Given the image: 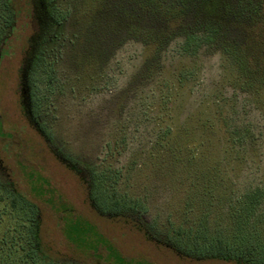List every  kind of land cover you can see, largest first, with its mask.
Listing matches in <instances>:
<instances>
[{
    "label": "rangeland",
    "instance_id": "rangeland-1",
    "mask_svg": "<svg viewBox=\"0 0 264 264\" xmlns=\"http://www.w3.org/2000/svg\"><path fill=\"white\" fill-rule=\"evenodd\" d=\"M159 1L0 0V242L29 236L10 188L38 207L52 257L235 264L180 256L147 231L173 244L264 187V20L247 29V14L208 40L211 13L182 18L166 12L175 0ZM247 124L253 137L233 142ZM90 182L105 194L90 199ZM114 197L121 216L100 213Z\"/></svg>",
    "mask_w": 264,
    "mask_h": 264
},
{
    "label": "trees",
    "instance_id": "trees-1",
    "mask_svg": "<svg viewBox=\"0 0 264 264\" xmlns=\"http://www.w3.org/2000/svg\"><path fill=\"white\" fill-rule=\"evenodd\" d=\"M158 2L160 1L158 0ZM196 11L198 13L203 11L211 13L213 21L209 26H204L208 40H213L215 36L218 38L221 37V32L223 29H227V27L233 28L239 26L241 19H243L242 17L247 14L249 15L247 29L251 28L254 30L260 24L262 26V19L264 20V3L258 0H175V3L171 4V7L166 10L168 14L170 12H178L182 18H185L187 15L191 18H197ZM226 14H228L229 18L232 16L227 26ZM194 39H198L197 36H188L185 46L191 45ZM154 40L156 38H152V41ZM32 41L31 43H33ZM230 46V50L234 49L232 45ZM235 60L237 64H242L244 66L243 69H245L247 65L245 63L246 61L243 63L242 60L236 57ZM247 71L248 73L251 72L249 69ZM23 82V108L29 122L33 123L29 114L28 107L30 101L25 85V78ZM249 85H252L251 82H249ZM256 86L258 87L257 90H264V79H259ZM251 127V124H247L240 132L233 131V142L238 144L241 141L248 140V138L251 139L253 137ZM56 156L78 176L85 178L84 172L76 163L74 164L70 159L64 158L60 152H56ZM101 185V182L97 185L90 182V199L95 200L94 193L96 195L105 194L106 191L101 188ZM9 187L12 188V184ZM3 188L5 189L6 187ZM9 189L6 188L5 190L12 197L11 207L15 212L14 217L18 218L17 221L21 226L26 223L25 225H27L29 236L28 238H3L2 242H0L2 245H0V264H78L69 259L52 257L48 253L41 238L42 221L38 207L26 200L15 189ZM112 199L113 201L111 200V202L113 204L109 208L110 210H106L103 207L100 213L111 217H119L122 214V210L117 209V206L120 204L119 199L116 197ZM211 199L214 200L215 198L211 196ZM207 204L208 206L212 205V202L209 201ZM106 211H110V214ZM217 214L220 216V221L214 220L211 224V222L209 223L211 220L210 216L205 214L201 222L196 224V229L185 230L182 234L177 233L174 237L176 241L173 244H171V240L168 242L164 241V234H159L156 229L152 231V227L147 231V238L150 240L152 238H158L157 240L159 242H164L168 248L173 249L180 256H188L196 259L222 260L235 264H264V187L256 186L253 189L246 190L237 202L230 203L225 213L221 215L219 213ZM224 222H226V226L223 225ZM209 224L213 225L212 233L208 229L210 228ZM161 238H164L163 241ZM167 238L170 237L167 235ZM190 238H194L192 242L187 241L191 245L187 246V248L183 245V248H181V241ZM174 244H176L177 248L172 247ZM196 253L199 254V257L195 256Z\"/></svg>",
    "mask_w": 264,
    "mask_h": 264
}]
</instances>
